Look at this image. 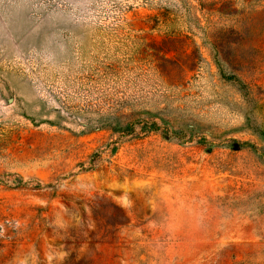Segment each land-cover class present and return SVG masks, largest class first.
Returning a JSON list of instances; mask_svg holds the SVG:
<instances>
[{
	"label": "rangeland",
	"instance_id": "1",
	"mask_svg": "<svg viewBox=\"0 0 264 264\" xmlns=\"http://www.w3.org/2000/svg\"><path fill=\"white\" fill-rule=\"evenodd\" d=\"M0 264H264V0H0Z\"/></svg>",
	"mask_w": 264,
	"mask_h": 264
}]
</instances>
